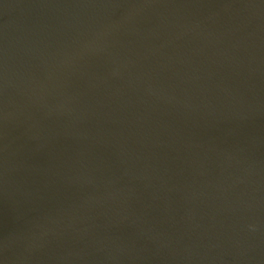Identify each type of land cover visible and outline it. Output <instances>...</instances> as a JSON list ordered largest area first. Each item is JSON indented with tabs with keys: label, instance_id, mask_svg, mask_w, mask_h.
<instances>
[{
	"label": "water",
	"instance_id": "95a60500",
	"mask_svg": "<svg viewBox=\"0 0 264 264\" xmlns=\"http://www.w3.org/2000/svg\"><path fill=\"white\" fill-rule=\"evenodd\" d=\"M0 264H264V0H0Z\"/></svg>",
	"mask_w": 264,
	"mask_h": 264
}]
</instances>
